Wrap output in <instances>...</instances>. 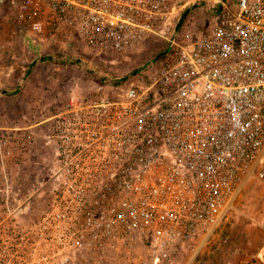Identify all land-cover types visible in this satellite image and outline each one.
I'll return each mask as SVG.
<instances>
[{"label":"built area","instance_id":"built-area-1","mask_svg":"<svg viewBox=\"0 0 264 264\" xmlns=\"http://www.w3.org/2000/svg\"><path fill=\"white\" fill-rule=\"evenodd\" d=\"M187 1L0 0L40 57L122 81L0 135L3 166L41 140L45 172L23 198L0 186V264H193L242 181L264 182V0H218L176 28ZM157 39L129 78L96 65Z\"/></svg>","mask_w":264,"mask_h":264},{"label":"rangeland","instance_id":"rangeland-1","mask_svg":"<svg viewBox=\"0 0 264 264\" xmlns=\"http://www.w3.org/2000/svg\"><path fill=\"white\" fill-rule=\"evenodd\" d=\"M217 1L188 0L180 17L190 8L186 18L202 26L206 9L216 8ZM161 47L165 45L157 39L155 47L132 61L111 65L105 59L96 65L117 75H127L155 59ZM45 52L48 51L31 41L10 13L0 7V135L61 109L76 94H94L102 89L115 92L122 85V81L100 82L80 62L38 61L26 76L33 61ZM162 63L163 58L156 60V64ZM42 155V143L38 140L35 156L25 157L21 162L5 159L4 166L0 158V186L5 183L17 186L18 194L25 197L44 176ZM193 264H264L263 181L252 176L242 181L233 208Z\"/></svg>","mask_w":264,"mask_h":264},{"label":"water","instance_id":"water-1","mask_svg":"<svg viewBox=\"0 0 264 264\" xmlns=\"http://www.w3.org/2000/svg\"><path fill=\"white\" fill-rule=\"evenodd\" d=\"M189 11H190V8H187V9L183 12V14H182L181 17H180V20H179V22H178L176 28H179V27L182 25L184 19H185V18L187 17V15H188ZM53 59H55V60H60V59H63V57H61V56H56V57H55V56H52V55H45V56H42V57L36 58V59L33 61L32 65L29 67L26 76H28V75L31 73L32 66H33L34 64H36L38 61H47V60H53ZM154 60H155V59H152V61H154ZM136 72H137V71H134V72H132V73L126 75V76H123L122 78H123V79L129 78L130 76L134 75Z\"/></svg>","mask_w":264,"mask_h":264},{"label":"trees","instance_id":"trees-1","mask_svg":"<svg viewBox=\"0 0 264 264\" xmlns=\"http://www.w3.org/2000/svg\"><path fill=\"white\" fill-rule=\"evenodd\" d=\"M161 52H163V51H159V52L157 53V56H158ZM49 61H52V60H49ZM56 62H61V61H56Z\"/></svg>","mask_w":264,"mask_h":264},{"label":"crops","instance_id":"crops-1","mask_svg":"<svg viewBox=\"0 0 264 264\" xmlns=\"http://www.w3.org/2000/svg\"><path fill=\"white\" fill-rule=\"evenodd\" d=\"M203 25V24H202Z\"/></svg>","mask_w":264,"mask_h":264}]
</instances>
